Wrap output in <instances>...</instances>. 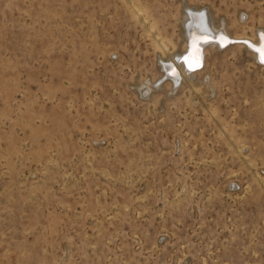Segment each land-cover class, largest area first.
Wrapping results in <instances>:
<instances>
[{
  "label": "rangeland",
  "instance_id": "obj_1",
  "mask_svg": "<svg viewBox=\"0 0 264 264\" xmlns=\"http://www.w3.org/2000/svg\"><path fill=\"white\" fill-rule=\"evenodd\" d=\"M186 7L264 31V0H0V264H264V66L142 91Z\"/></svg>",
  "mask_w": 264,
  "mask_h": 264
},
{
  "label": "bare ground",
  "instance_id": "obj_2",
  "mask_svg": "<svg viewBox=\"0 0 264 264\" xmlns=\"http://www.w3.org/2000/svg\"><path fill=\"white\" fill-rule=\"evenodd\" d=\"M185 14H186L185 29H187V37H189L190 33L192 34L191 51L189 52L188 55H186V57L193 55V52H194L193 47H192L193 38L200 36L198 34L202 33L204 36H208L209 39H215V37H217L216 39L217 41H209V43L207 44L203 42L201 43L202 52H199L200 67L190 70L188 65L184 63L185 58L183 59V61L179 60V58L184 53H187V44H188V40H187L185 50L181 52L177 56V58L175 57L176 59L162 60V67L164 69V73H163L164 75H163V78H161V80L158 81V83H150L148 81L143 83L142 91L145 94L150 92L153 88L162 86L166 81H170L169 83H171V87H174V89H176L178 87L179 79H182L183 81L185 78L191 77L195 75L196 72L202 70L203 66L205 65V54H206L207 48L225 49L227 46L231 44H237V45L243 44L245 45V47H247V49L251 50L254 53L253 56L256 62L264 66V63H261L259 59V54L256 53L253 50V48L249 47L248 44L241 41V40L250 41L251 43L256 44L254 46L258 47L262 38H264V31L258 30L256 39H252L250 37H243L239 35H232L226 29H224L223 32L220 31L218 28L219 26L216 27L213 24V21H212L211 16L209 15V12H207L204 9L201 10L198 8L193 9L192 7H186ZM210 31H212V33ZM221 33L222 34L224 33V34L221 35ZM260 34H262L263 36L260 37ZM220 36H225L233 40L227 41L226 44L224 43L223 45H221L219 42ZM172 70H175L177 75L175 76L171 75Z\"/></svg>",
  "mask_w": 264,
  "mask_h": 264
},
{
  "label": "snow or ice",
  "instance_id": "obj_3",
  "mask_svg": "<svg viewBox=\"0 0 264 264\" xmlns=\"http://www.w3.org/2000/svg\"><path fill=\"white\" fill-rule=\"evenodd\" d=\"M228 41V38L225 36H220L219 37V42L221 45H223L224 43H226ZM203 42L205 44L209 43V37L208 36H202V37H194L193 38V43H192V47H193V55L189 56V57H185L184 59V63H186L189 67V69H194V68H198L200 67V58H199V52H200V48H199V44ZM244 43H248L247 41H245ZM249 47L253 48V50L259 54V59L261 61V63H264V38H262L259 46H254V45H249ZM171 75L175 76L177 75V73L175 72V70H172Z\"/></svg>",
  "mask_w": 264,
  "mask_h": 264
},
{
  "label": "water",
  "instance_id": "obj_4",
  "mask_svg": "<svg viewBox=\"0 0 264 264\" xmlns=\"http://www.w3.org/2000/svg\"><path fill=\"white\" fill-rule=\"evenodd\" d=\"M198 35H200V36H204L202 33L201 34H198ZM221 35H223L222 33H221ZM200 36H198V37H200ZM261 36H263L262 34H260V37ZM217 39V37H215V39H209V41H217L216 40ZM230 40H233V39H230V38H228V41H230ZM242 42H245V40H241ZM247 41V40H246ZM191 42H192V34L190 33V35H189V37H188V44H187V53H184L180 58H179V60L180 61H183V59L186 57V55H188L189 54V52L191 51ZM248 43V45H256V44H253V43H251L250 41H247ZM202 43V42H201ZM201 43L199 44V48H200V52H202V50H201ZM226 44V43H225ZM259 46V45H258ZM187 67V66H186Z\"/></svg>",
  "mask_w": 264,
  "mask_h": 264
}]
</instances>
